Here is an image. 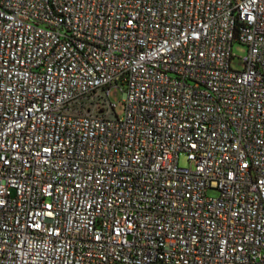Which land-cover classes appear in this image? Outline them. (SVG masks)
Segmentation results:
<instances>
[{"label": "built area", "instance_id": "1", "mask_svg": "<svg viewBox=\"0 0 264 264\" xmlns=\"http://www.w3.org/2000/svg\"><path fill=\"white\" fill-rule=\"evenodd\" d=\"M0 264H264V0H0Z\"/></svg>", "mask_w": 264, "mask_h": 264}, {"label": "rangeland", "instance_id": "2", "mask_svg": "<svg viewBox=\"0 0 264 264\" xmlns=\"http://www.w3.org/2000/svg\"><path fill=\"white\" fill-rule=\"evenodd\" d=\"M233 55L235 56L234 59L232 60V67L236 70H242L243 69V62L242 59L246 56L247 54V48L246 46L242 44H235L233 46ZM110 100L112 103L117 105V113L122 116L124 112V106L122 102V93L119 89H113L110 94ZM179 166L181 168H188L189 167V162L187 160L186 155L182 154L180 161H179Z\"/></svg>", "mask_w": 264, "mask_h": 264}]
</instances>
